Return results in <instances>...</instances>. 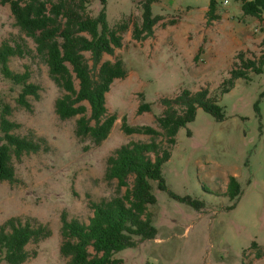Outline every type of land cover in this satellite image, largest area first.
Instances as JSON below:
<instances>
[{
  "label": "rangeland",
  "instance_id": "obj_1",
  "mask_svg": "<svg viewBox=\"0 0 264 264\" xmlns=\"http://www.w3.org/2000/svg\"><path fill=\"white\" fill-rule=\"evenodd\" d=\"M141 1L89 0L87 11L96 16L104 10L108 22L115 24L127 15L140 18ZM210 1L153 3V13L165 16L154 35L137 41L131 27L123 46L114 55H104V60L120 56L128 75L115 80L107 93L109 113L118 116L111 133L89 151L76 141L73 120L62 121L56 115L59 91L44 63L19 57L10 62L14 71L29 70V81L41 85L39 99L28 97L32 110L17 102L22 86L0 73V114L9 105V118L20 124L16 132L34 130L51 147L24 156L17 163L16 182H0V224L12 216L28 215L52 230L25 264H70L60 255L62 213L88 222L94 213L92 203L115 194L116 185L104 178L107 157L130 138H148L127 135L122 130L124 115L132 124L159 128L156 115L164 109L162 98L184 89L209 87L216 92L240 52L258 57L264 51V19L244 15L238 0H217L220 18L208 21ZM18 34L9 4L0 3V40ZM141 93L151 110L139 114ZM218 98L225 109L223 121L198 108L195 120L179 130L171 157L163 165L167 189L152 182L156 203L148 211L157 238L138 240L136 246L118 252L123 264H264V72L238 79ZM233 175L244 193L230 209L234 201L226 191ZM171 193L205 205L198 209Z\"/></svg>",
  "mask_w": 264,
  "mask_h": 264
},
{
  "label": "trees",
  "instance_id": "obj_2",
  "mask_svg": "<svg viewBox=\"0 0 264 264\" xmlns=\"http://www.w3.org/2000/svg\"><path fill=\"white\" fill-rule=\"evenodd\" d=\"M142 0L140 18L127 15L110 24L105 11L92 15L87 11L89 0H0L9 4L18 36L0 40V73L21 85L17 97L20 106L32 110L29 96L40 98L41 85L30 82V71H14L10 62L14 57L39 59L47 66L48 75L59 91L54 102L56 115L62 121L73 120V134L84 151L100 146L111 133L118 116L109 113L107 93L115 80L127 77L124 60L103 59L114 55L124 42V34L132 27L137 41L155 33V27L165 16L154 14L153 3ZM246 16L264 19V0H238ZM218 2L211 0L208 21L220 18ZM32 43V45H31ZM202 50V48H200ZM90 53V57L87 56ZM200 53L195 57L200 59ZM218 91L209 87L197 91L184 89L171 98H162V112L156 115L159 128L142 123L132 124L128 116L122 118V130L127 135L141 134L148 138L134 139L113 150L106 159L104 178L116 185L115 194L92 203L93 215L88 222L61 216L60 255L70 264H123L117 253L137 245L138 240L156 239L157 227L152 223L149 205L156 203L153 181L167 189L163 165L170 159L179 130L195 120L198 108L217 120L226 118L225 109L218 102L219 94L230 92L238 79L248 80L253 73L264 72V51L258 57L238 54ZM138 113L151 110V103L140 94ZM12 108L4 107L0 114V182H16L17 163L23 157L49 150L48 139L34 130L17 133L20 124L9 115ZM125 188V191H123ZM244 191L236 176L229 178L226 194L237 206ZM173 197L202 209L204 201L191 196ZM47 223L35 216L16 215L0 224V262L25 264L37 255V246L50 237ZM35 245V249L29 246ZM257 247V244L254 243ZM261 252H259V255Z\"/></svg>",
  "mask_w": 264,
  "mask_h": 264
}]
</instances>
